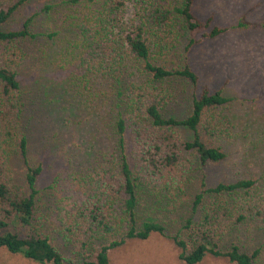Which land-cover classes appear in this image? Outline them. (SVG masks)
<instances>
[{"label":"trees","instance_id":"16d2710c","mask_svg":"<svg viewBox=\"0 0 264 264\" xmlns=\"http://www.w3.org/2000/svg\"><path fill=\"white\" fill-rule=\"evenodd\" d=\"M29 1L0 0V44L8 49L20 50L19 45L41 36L33 30L39 11L31 12L19 27L8 26ZM64 2L75 6L74 14H65L76 18V50L68 76L75 84L77 79L86 80L85 87L91 79L108 82L115 98L109 112L111 144L79 169L78 182L60 197L53 217L58 233L84 257L82 264H110V250L126 239L166 234V226L154 219L138 227L140 193L151 189L162 206L180 205L198 170L226 159L219 139L225 137V109L234 98L204 85L180 116L172 111L177 100L173 81L196 90L200 75L190 63L192 50L250 23L222 25L215 13L201 15L197 0ZM51 8L45 4L41 10ZM19 66L14 61L0 63V248L41 264H74L39 232L44 223L37 205L43 166H32L28 160L29 139L21 129L26 99ZM137 73H142L140 78ZM13 151L26 166V193L14 183ZM226 221H252L264 228V179L259 183L242 177L209 185L204 175L191 216L183 224L186 234L171 237L180 249L179 258L199 264L212 254L236 264H264V249L247 253L237 245L226 251L217 248L212 235L217 236ZM101 240L109 243L94 252L93 243Z\"/></svg>","mask_w":264,"mask_h":264},{"label":"rangeland","instance_id":"374dc122","mask_svg":"<svg viewBox=\"0 0 264 264\" xmlns=\"http://www.w3.org/2000/svg\"><path fill=\"white\" fill-rule=\"evenodd\" d=\"M64 1L30 0L22 6L8 26L19 27L26 16L39 11L33 30L41 36L19 45L21 51L0 44V63L20 64L26 99L21 129L29 139L30 165L43 166L37 205L44 223L39 225V232L74 264H82L84 257L74 253L58 233L53 212L60 197L78 182L79 169L88 165L99 149L111 144L109 112L115 95L108 82L94 83L91 79L85 87L86 80L77 79L75 84V79L68 76L72 69L71 53L76 50V18L65 14H74L75 6ZM45 4L52 8L41 10ZM197 11L202 16L215 13L216 21L222 25L231 26L238 20L250 23L248 28L230 29L192 50L190 63L200 75L196 90L187 83L173 81L177 100L172 103V111L180 116L187 113L194 92L204 85L222 89L234 98L225 109V137L219 139L227 157L217 165L198 170L180 205L162 206L151 189L140 193L138 227H142L143 221L154 219L166 226V234L156 232L143 240L126 239L110 250V264H187L179 258L180 249L171 237L178 232L186 234L183 224L191 216L192 200L200 190L203 176L209 185L242 177L257 179L259 183L264 179V0H197ZM179 54L180 51L173 58L180 59ZM140 75L137 73L136 77ZM12 157L14 183L26 193V166L17 151H13ZM212 241L224 251L237 245L241 251L251 253L264 249V228L252 221H226L217 236L212 235ZM106 243L109 242L96 241L93 251ZM0 264L41 263L0 248ZM199 264L236 263L209 254Z\"/></svg>","mask_w":264,"mask_h":264}]
</instances>
